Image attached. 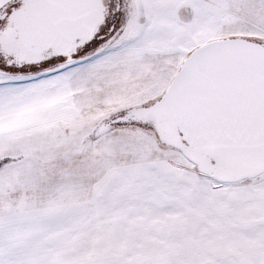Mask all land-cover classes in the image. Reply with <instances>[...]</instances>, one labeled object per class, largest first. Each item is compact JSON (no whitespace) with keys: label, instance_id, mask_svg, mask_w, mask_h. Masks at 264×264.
I'll use <instances>...</instances> for the list:
<instances>
[{"label":"snow or ice","instance_id":"snow-or-ice-1","mask_svg":"<svg viewBox=\"0 0 264 264\" xmlns=\"http://www.w3.org/2000/svg\"><path fill=\"white\" fill-rule=\"evenodd\" d=\"M0 264H264V0H0Z\"/></svg>","mask_w":264,"mask_h":264},{"label":"crops","instance_id":"crops-1","mask_svg":"<svg viewBox=\"0 0 264 264\" xmlns=\"http://www.w3.org/2000/svg\"><path fill=\"white\" fill-rule=\"evenodd\" d=\"M39 119V114L36 111H30V112H23L17 115L16 119L11 122V124L5 125L7 126H14L16 123H27L32 122L34 120Z\"/></svg>","mask_w":264,"mask_h":264}]
</instances>
